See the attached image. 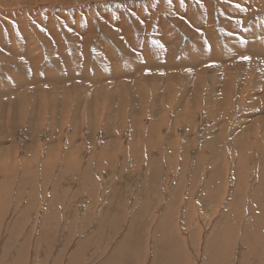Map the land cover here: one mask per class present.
<instances>
[{
  "label": "rangeland",
  "instance_id": "rangeland-1",
  "mask_svg": "<svg viewBox=\"0 0 264 264\" xmlns=\"http://www.w3.org/2000/svg\"><path fill=\"white\" fill-rule=\"evenodd\" d=\"M147 1L0 0V23L6 22L0 26V36L9 46L7 49L0 44L2 56L18 58L30 65L25 54L27 50L24 49L23 52L21 48L22 45L25 47L27 39L20 41L17 32L9 30L7 26L11 20L4 15L11 13L12 9L21 10L22 24L35 37L34 26L46 33L54 50L53 55L60 61H63L59 54L60 47L49 27L56 25V35L63 32L60 37L69 54L74 39L67 38L64 34L66 30L83 28L89 22V28L95 32L87 53L81 47L80 56L76 59L71 57L70 64L65 61L66 63H58L57 66L52 63V56L47 53L44 42L38 44V40H30L34 43V49L38 46L40 48L33 55L37 56L35 63L40 62L42 70L49 69L54 78H59V74L63 87H73L72 82L79 85L83 83L90 88L86 90L91 91L87 95L79 89L75 92L68 88L65 99L66 94L61 95L63 90L50 81L53 77L43 71L38 78L49 79V82L43 83H50L52 88L57 87L60 90L57 96L45 91L40 96L38 89L27 94L26 99H18L17 94L6 95L7 85L12 81L6 70L10 68L17 74L22 71L20 67L16 69L15 63L0 61V264H264V126L261 128V123L264 125V104L260 101L262 109L259 105L260 108L250 109L246 115H241L246 108L243 104L239 105L243 100L240 93L242 87L246 92L250 86L245 104L252 103L251 95L260 93V90H256L260 88L253 86H261L255 75H259L260 71L249 67L239 69L242 79L248 73H256L253 78H249L250 75L245 77L244 81H250V84H236L239 87L236 88L238 93L235 98H231L234 104L230 105L233 110L230 109L229 114V109L226 112L223 108L226 107L225 102L219 108L214 105L217 98L224 95L222 86L228 80L226 74L235 69L230 66L237 62L238 55H234L236 52L224 49L228 41L227 34L232 31L237 39L239 35L247 37L248 29L256 23L264 24V0H236L237 4H228L227 0H200L207 10L203 16L206 33L211 35L210 41L216 40L222 46L224 52H221L222 55L218 54L222 60L215 55V47L210 54L209 48L200 45L201 48L195 43L192 34L175 26L176 23L169 18H166L165 24L174 32L176 40L164 39L167 46H162V39L159 38L161 40L158 41L152 31L151 26L156 23L149 24L147 20H143L142 23H146H143V27L142 23H134L132 20L131 10L141 6L147 8ZM218 1L232 15L228 13L221 16ZM165 2L158 1L161 10L167 8L168 3ZM179 5L181 10L187 9L186 13H197L198 3L195 0H180ZM235 5L244 6H239L240 9ZM209 7L212 8L211 12ZM247 10L248 13L251 12L248 18ZM36 11L41 15L34 14ZM99 13L109 14L114 18L112 13L118 16L122 13L125 20L123 26L128 27L125 28V33L129 35L128 30L134 33L135 41L140 46V49L136 48L134 51L140 50V53L127 54L122 51L117 38L101 27ZM237 14L239 20L229 17ZM76 15L80 16L81 24ZM208 27H211L216 37L212 36ZM252 36L253 40L262 41L261 36L255 35V32ZM102 38L111 47L107 55L113 59V62L110 60L111 64H96L98 56L96 52L94 54V48ZM237 39L231 42L235 47L240 42L243 45L246 43ZM84 40L85 38H81L79 42L85 43ZM142 43L144 47L141 48ZM172 43L178 44L174 48L175 52L171 48ZM245 45L250 46L248 42ZM242 46L238 45L240 55L245 53L248 56L255 48L251 45L250 48H245L249 51L245 52L243 49L245 51L242 52ZM29 47L28 45L26 48ZM41 52L43 57L39 56ZM158 54L164 56L160 58ZM196 56L203 57L204 63L205 60L209 62L199 65L193 60ZM188 59L191 61L190 67L184 66L189 64ZM216 61L221 70L216 69L215 76L211 72H206L204 76L205 80L207 76L212 78L213 75L214 81L222 83H214L210 79L211 94L208 93L210 87L206 89L203 86L193 95H184V91L190 88L189 85L199 83L202 77H189L187 83L183 81L175 89L169 85L163 86L164 84L158 88L151 79L141 80L146 78L143 76L150 77L151 74L152 77L166 79L167 69L171 65L182 68L184 72L194 71L195 75L207 65L216 64ZM253 61H260L259 67L263 69L264 61ZM224 63L225 66L222 65ZM90 64L96 67L93 68ZM226 67L231 69L227 72ZM144 68L145 71L149 70L146 75L142 73ZM163 68L166 69L164 74L160 73ZM154 71L159 75H155ZM70 74L72 78L77 77L79 80L75 78L74 81H65L70 79ZM124 74H132L133 78L126 76L127 78L123 77L117 82L120 75ZM95 76L103 77L98 80ZM116 76L120 77L114 79ZM34 77L33 75V80L37 79ZM192 79H196L195 83ZM95 80L98 82L95 83ZM103 81V84L121 83L122 86L100 91L99 84ZM192 89L195 88L191 87L189 90ZM225 98L228 96L224 95L223 100ZM173 104H179V107L175 109ZM187 111L192 113L186 116ZM232 112L237 116L230 119ZM190 115L192 118L189 119ZM104 125H109L105 127L108 131L102 128ZM233 126L235 131L232 130ZM226 127L230 133L225 132ZM51 131L58 132L57 136L59 134L54 142L46 139ZM41 132L44 133L42 143L46 145L47 157L42 156L43 151L39 154L35 141L28 142L27 149L21 147L26 145L25 135L32 138L34 134ZM240 139L245 142L244 145H240ZM70 145L72 153L68 155L69 151H66ZM36 153L39 154V161L35 158ZM24 156H28L29 162L17 171V165L22 163L21 158ZM15 157L21 162L15 160ZM46 160L49 164L45 163ZM254 190L259 191V196L249 216V203L248 200L245 201V197ZM247 218L251 219L250 223L246 222ZM179 244L181 245L178 246ZM177 249L185 254L186 260L183 258V263L176 253Z\"/></svg>",
  "mask_w": 264,
  "mask_h": 264
},
{
  "label": "bare ground",
  "instance_id": "bare-ground-1",
  "mask_svg": "<svg viewBox=\"0 0 264 264\" xmlns=\"http://www.w3.org/2000/svg\"><path fill=\"white\" fill-rule=\"evenodd\" d=\"M158 1L160 2H167L168 4V6H167V8L165 7V9H163V10H161L160 9V5L158 4ZM180 1V0H179ZM179 1H177L176 2V0H148L147 1V8H144V6H141V7H139V8H135V9H133V10H131V13H132V20H133V22L134 23H142V21L143 20H145V22H146V20L148 21V23L150 22H153V23H156L154 26H151L152 27V31L154 32H152L153 34H154V37L156 38V39H159V38H161V39H159L158 41H162V44H164V39H166V41H167V38H171L173 41L174 40H176L175 38H174V32L172 31V30H170L167 26H166V22H165V20H166V18H169L170 19V21H172V22H174V23H176L175 24V26L177 25V26H179L182 30H186V31H188L190 34H192L193 36H194V40H195V43L196 44H199V46L200 45H203V46H205V47H207V48H209L210 50H209V52H210V54H211V52H213V47H215L216 48V50L214 49V51H215V55H218V54H220V55H222L221 54V52L223 51V48H222V46L220 45V44H218V43H216V40H213L212 41V39H211V41H210V37H211V35L209 36V35H207V33H206V26H205V24H206V22H205V19L203 18V16H204V13H205V7L203 6V4L201 3V1L200 0H195V1H197V3H198V7H197V13H195V11H191L190 13H186V8H185V11L184 10H181V8H180V5H179ZM182 1H185V0H182ZM187 1V0H186ZM228 1V4H237V2H236V0H227ZM242 1V0H241ZM241 1H239V3L241 4ZM245 1V0H244ZM257 1V0H256ZM165 2V3H166ZM261 2H262V0H261ZM264 2V1H263ZM218 3H219V7H218V9H219V14H221V16H223V15H227L228 13H230V11H229V9H225V7H224V5L221 3V2H219L218 1ZM243 3V2H242ZM248 3V2H247ZM258 3V2H257ZM260 3V2H259ZM148 5H149V7H148ZM166 6V5H165ZM208 6V5H207ZM206 6V7H207ZM235 6H237V7H239L238 5H235ZM234 6V7H235ZM242 6V5H241ZM240 6V7H241ZM244 6V5H243ZM242 6V7H243ZM211 7H213V4L211 3ZM230 7V6H229ZM239 7V8H240ZM246 7V6H245ZM244 7V8H245ZM256 8H258V5H256L255 6ZM255 8V9H256ZM211 9L212 8H210L209 7V12H211ZM241 9V8H240ZM233 10V8L231 9V11ZM239 10V9H238ZM207 11V10H206ZM38 11H36V12H34V14H38L37 13ZM40 13V12H39ZM208 13V12H207ZM246 13H247V16H246V18H248V16H250L251 15V12L250 13H248V10L246 11ZM255 13V12H254ZM12 14H15L16 16H13ZM111 14V13H110ZM112 14H114V16H115V18L112 16V15H107V14H103V13H99V18H98V20H99V22L101 23L100 25H101V27L107 32V33H109V34H111V35H113L114 37H116L117 38V41H118V45L120 46V48H121V50L123 51H125L127 54H130V53H134V54H137V53H140V50H138V51H134V49H136V48H138V47H140V46H138L139 44H138V42H136L135 41V37H134V33L132 32V31H129L128 30V33H129V35H126V33H125V28L127 27H124L123 25L125 24L124 22H123V18H122V13H119V16L117 15V14H115V13H112ZM210 14V13H209ZM231 14V13H230ZM240 14V13H239ZM253 14V13H252ZM38 15H41V14H38ZM215 15V14H214ZM232 15V14H231ZM229 16V17H231V18H235L236 20H239V17H238V14L237 15H234V16ZM244 15V14H243ZM4 16H7L8 18H9V20H11L10 22H8V24H7V26L9 27L8 29L9 30H15L16 32H17V36L19 37V39H20V41H22V42H24L26 39H27V45L26 44H24L25 45V47L22 45V47L21 48H23V52L25 51V50H27L26 51V58H28V60L30 61V65L27 63V62H25V61H23V60H18V58H11V57H9V56H2L1 54H0V61H5L6 63H15L16 64V69L18 68L19 69V67L21 68V70L20 71H22L21 73H19V74H17L16 72H13L12 70H10V68H9V70H6L5 68V70H6V72H7V74H9L11 77H12V81L7 85V90H8V93H5L6 95H8V94H13V95H16V96H18L17 98L18 99H26L27 98V94H29V93H32V91H34V90H36L37 91V89H38V91H39V94H40V96H42V94L44 93V91H45V93H47V92H50L53 96H57V94H58V92L60 91L57 87L59 86L62 90H63V92H61V95L63 94V96L66 94V96L64 97L65 99L67 98V95H68V92H69V89H71V90H73V91H77V89H79V90H81L83 93H85V95H87V93H90L91 91H86V90H90V88L88 87V86H86V85H84L83 83H82V85H79V84H77V83H75V82H72V86L73 87H66V86H64L63 87V84H62V80L60 79V75L58 74V76L57 77H59V78H54L53 76H51L50 74V70L49 69H43L42 70V65L40 64V62L39 63H35V60H36V58H37V56L35 57L33 54H34V52L36 51V50H38V49H40L39 48V46L36 48V49H34L33 48V44L34 43H31L30 42V40H32V39H36V42H38L39 41V43L38 44H41L42 42H44L45 43V45H46V47H47V53L49 54V55H51L52 56V63L53 64H55V66H57L58 65V63H64L65 61L67 62V64H70L71 62H72V59H71V57H73L74 59H76V57L77 56H80V48L82 47V48H84V51L87 53V50H88V46L90 45V42H91V38L93 37V35L95 34V32L92 30V28H89V22L88 23H86V25L85 26H82L83 28H73V29H71V30H66V32L64 33V34H66L67 35V38L69 39V38H73L74 40H72L73 41V43L71 42V46H72V48H71V51H70V54L68 53V51H67V49L65 48V46H64V44L62 43V40H61V35H62V33L63 32H59L58 33V35H56L57 33L55 32L56 31V25H54L53 27H49V31H50V33L52 34V36L55 38V40H56V44L60 47V55L62 56V57H60L63 61H60L59 60V58L58 57H56V56H54L53 54H54V50H53V48L51 47V44H50V42H49V40L47 39V36H46V33L44 32V31H40V29H38L36 26H34V28H35V30H34V33H35V35H36V37L32 34V33H30L29 31H28V29H26V26L24 25V24H22V20H21V16H23V15H21V10H16V9H12L11 10V13H9V14H7V15H4ZM35 16V15H34ZM216 16V15H215ZM237 16V17H236ZM220 17V16H219ZM224 17V16H223ZM222 17V18H223ZM38 18H40V16H38ZM76 18H77V20L80 22V20H81V18H80V16L79 15H76ZM212 19V18H211ZM243 20H245L244 18H242ZM33 20V19H32ZM115 21V22H114ZM125 21V20H124ZM206 21H208V20H206ZM216 22V21H215ZM244 22V21H243ZM3 23H6V22H2V23H0V26H1V24H3ZM49 23V22H48ZM82 22H80V24H81ZM119 23V24H118ZM144 23V22H143ZM142 23V26L144 27V24H146V23H144L143 24ZM149 23V24H150ZM210 23V22H209ZM217 23V22H216ZM230 23V22H229ZM260 23V22H259ZM16 24V25H15ZM127 25V24H126ZM138 25V24H137ZM140 25V24H139ZM152 25V24H151ZM215 25V24H214ZM225 25V24H224ZM141 26V25H140ZM147 26V25H146ZM145 26V27H146ZM249 26V25H248ZM247 26V27H248ZM251 26H252V24H251ZM131 27V26H130ZM151 27H149V29L151 28ZM216 27V26H215ZM230 27V26H229ZM245 27V26H244ZM131 28H133V27H131ZM142 28V27H141ZM211 28V27H210ZM209 27H208V29H210ZM225 28V27H224ZM250 28V27H249ZM47 29H48V27H47ZM127 29H128V27H127ZM144 29V28H143ZM148 29V30H149ZM179 29V28H178ZM8 30V31H9ZM211 30V29H210ZM240 30H242V29H240ZM249 31L246 33L247 34V37H245V35H239L238 36V39H237V37L235 36H233V33H232V31L231 32H229L227 35H228V41H227V44H226V47L224 48L226 51L227 50H229V51H234V53L236 52V54H234V55H238L236 58H237V62H234L233 63V59L231 60L232 61V65L230 66V67H232V68H235L233 71H230L229 73H227L226 74V79H228V80H226V82L224 83L223 82V80H222V82H223V84H224V86H222L223 87V91H222V94H224L225 96L227 95L228 96V98H225L224 100H223V98H224V95L222 96L221 95V97H219V98H217V101L215 102V106L217 107V108H219L221 105L223 106V104L224 103H222V102H225V106L226 107H224L223 106V108L225 109V111L227 112L228 111V109H229V111L227 112V114H229V112H230V109H232V108H230V105L231 104H234V102L232 101V99L231 98H235L236 97V93H238V89H236V88H239V87H237L238 85H236L237 83L239 84V82H240V84L241 85H243V84H250L251 82L250 81H247V82H245L244 81V79H245V77H247L248 75H250L251 77H249V78H253V76H254V74L256 73H254V74H252V73H248V72H246V73H248V75H246L245 77H244V79H242V75H240V70L239 69H241V68H243V67H245V69H246V67L248 68H254V69H257V70H259L260 71V73H259V75H257V74H255L256 75V78H257V80H258V82H259V84L261 85V86H258V84H255V85H253L255 88H260V89H256V90H260V93H262V95L259 93H257V94H255V95H251V101H252V103L251 104H245L246 102H247V99H248V95H247V93H248V91L250 90V86H248L247 87V91L245 92V91H243V87L241 88V91H240V93H241V95L243 96V100H241L240 101V103H239V105H242L243 104V106H244V108H246L245 110H244V112H242V114L241 115H246V114H248V111L250 110V109H253V108H260V101H263V103H262V105L264 104V80H263V82L261 83V81H262V79H264V71H263V69H264V66H262L263 67V69H260V67H259V65H260V61H253V59H258V60H261L262 62L264 61V24H262V23H260V24H255L254 26H252L250 29H248ZM150 31V30H149ZM185 31V32H186ZM226 31H228V30H226ZM234 31H235V28H234ZM145 32H146V29H145ZM144 32V33H145ZM176 32V31H175ZM207 32H209L208 30H207ZM237 32H238V28H237ZM242 32V31H241ZM254 32H255V35H260L261 36V42H257L255 39L253 40V36L252 35H254ZM211 33H212V36H215V35H213V32H212V30H211ZM63 34V35H64ZM140 34V33H139ZM86 35V36H85ZM236 35V34H235ZM238 35V34H237ZM16 36V39H18V37ZM147 37V36H146ZM151 38L153 37V36H150ZM153 37V38H154ZM192 37V36H191ZM216 37V36H215ZM242 37H244V38H242ZM30 38V39H29ZM32 38V39H31ZM83 39V38H85V43H80L79 42V40L80 39ZM149 38V37H148ZM155 38H154V40L153 41H156L155 40ZM179 38V37H178ZM218 38V37H217ZM240 38L241 39H243V40H240ZM256 38V37H255ZM28 39H29V42H28ZM170 39V40H171ZM216 39V38H215ZM235 39H237V40H239V41H246V43L248 42V44H250V46L252 45H254L253 47H255L254 49H253V51H250V52H252V53H248V56L247 55H245V53H242L241 55H240V53L238 52L239 50H241L240 48H238V45H240L241 44V46L243 45V43L242 42H240L238 45H237V47H235L231 42L233 41V40H235ZM13 40V39H12ZM14 40H15V38H14ZM38 40V41H37ZM16 41V40H15ZM116 41V40H115ZM215 41V42H214ZM236 41V40H235ZM19 42V41H18ZM17 42V43H18ZM145 42V41H144ZM143 42V43H144ZM169 42V41H168ZM179 42V41H178ZM142 43V45L143 46H141V48L142 47H144V44ZM147 43V42H146ZM157 43V42H156ZM161 43V42H160ZM176 43V42H175ZM245 43V44H246ZM0 44H2L5 48H9V46H8V44H5L4 43V41H3V37L2 36H0ZM159 44V43H158ZM157 44V45H158ZM243 45L244 46V48H242V52L243 51H245L246 49H248V48H250V46H246V45ZM28 45L30 46L29 47V49H27L26 47H28ZM148 45V44H147ZM157 45H156V47H157ZM172 46H171V48H173V50H174V48L176 49L177 48V45L178 44H174V43H172L171 44ZM223 45V44H222ZM225 45V44H224ZM11 46V45H10ZM20 46H21V44H20ZM162 46H167L166 44H164V45H162ZM192 46H194V45H192ZM11 47H13V46H11ZM160 47V46H159ZM201 47V46H200ZM224 47V46H223ZM248 47V48H247ZM252 47V48H253ZM14 48V47H13ZM41 48H42V50H43V52H44V48L42 47V45H41ZM58 48V47H57ZM146 48H148V47H146ZM158 48V47H157ZM164 48V47H163ZM166 48V47H165ZM202 48V47H201ZM246 48V49H245ZM251 48V49H252ZM12 48H10V50H11ZM25 49V50H24ZM95 51H94V54H95V52H96V54H97V56H98V61L96 62V64H100V62H103L104 63V65L106 64V63H112L113 62V59H111V58H109L107 55L109 54V52L111 51V47H110V45H108V43H106V42H104L103 41V38H102V40H99L96 44H95ZM133 49V50H132ZM138 49H140V48H138ZM243 49H245V50H243ZM250 49V50H251ZM59 50V49H58ZM144 50V49H143ZM152 50H154V49H152ZM158 51H159V49H157ZM164 50V49H163ZM195 50H197V49H195ZM199 50H201V49H199ZM12 51V50H11ZM147 51V50H146ZM198 51V50H197ZM247 51H249V50H246L245 52H247ZM89 52V51H88ZM174 52H175V50H174ZM173 52V53H174ZM186 52V51H185ZM189 52V51H188ZM203 52V51H202ZM208 52V53H209ZM224 52V51H223ZM228 52V51H227ZM143 53H145V51L143 52ZM148 53V52H147ZM230 53V52H229ZM45 54V53H44ZM156 54V53H155ZM165 54H169V53H166L165 52ZM184 54V53H183ZM200 54H201V52H200ZM199 54V55H200ZM227 54V53H226ZM231 54V53H230ZM247 54V53H246ZM55 55H56V53H55ZM150 55H151V53H150ZM159 55V54H158ZM158 55H156V56H158ZM186 55H187V52H186ZM205 55V54H204ZM212 55H213V53H212ZM220 55H218V56H220ZM39 56H41V57H43L44 55H43V53L41 52L40 54H39ZM58 56V55H57ZM96 56V55H95ZM110 56H112L111 55V53H110ZM114 56H116V54L114 55ZM142 56H145V55H142ZM147 56H148V54H147ZM164 56V55H163ZM163 56H161V55H159V57L161 58V57H163ZM181 56V55H180ZM188 56H189V54H188ZM187 56V57H188ZM224 56V55H223ZM231 56H233V55H231ZM113 57V56H112ZM118 57V56H117ZM138 57V56H137ZM178 57V56H177ZM184 57V56H183ZM234 57V56H233ZM247 57V58H246ZM25 58V57H24ZM79 58V57H78ZM116 58V57H115ZM147 58V57H146ZM156 58V57H155ZM203 58V57H202ZM202 58H200V57H198V56H196L195 58H193V60L194 61H196L197 63H199V65H201L202 63H204V61H203V59ZM205 58H208V57H205ZM220 58H221V56H220ZM219 58V59H220ZM229 58V57H228ZM235 58V59H236ZM73 59V60H74ZM97 59V58H96ZM143 59H144V57H143ZM164 59V58H163ZM162 59V60H163ZM231 59V58H230ZM110 60L112 61V62H110ZM115 60V59H114ZM120 60V59H119ZM118 60V61H119ZM123 60H124V58H123ZM139 60H141V59H139ZM174 60V59H173ZM177 60V59H176ZM175 60V61H176ZM221 60H222V58H221ZM115 61H117V60H115ZM128 61H130V60H128ZM206 61L207 62H209V60H205V63H206ZM224 61V60H223ZM228 61V60H227ZM230 61V62H231ZM65 62V63H66ZM77 62V61H76ZM137 62V61H136ZM135 62V63H136ZM141 62H142V60H141ZM154 62H157V61H154ZM158 62H159V60H158ZM162 62V61H161ZM167 62V61H166ZM188 62H189V64H185L184 66H189L190 67V62L191 61H189V59H188ZM210 62H212V61H210ZM225 62V61H224ZM229 62V61H228ZM6 63H4V64H6ZM92 63V62H91ZM115 63V62H114ZM113 63V64H114ZM116 63H118V64H120V62H116ZM131 63H132V61H131ZM135 63H133V64H135ZM180 63H181V61H180ZM204 63V64H205ZM220 63H223V62H220ZM84 64V63H83ZM95 64V63H94ZM123 64V63H122ZM132 64V65H133ZM137 64V63H136ZM166 64V63H165ZM165 64H163V66L165 65ZM192 64V63H191ZM263 64V63H262ZM80 65V64H79ZM124 65V64H123ZM162 65V63H160V65L159 66H161ZM167 65V64H166ZM218 65V61H216V64L215 63H212V64H209V65H207V67L206 68H202V69H200L201 71H199V72H197L195 75H193L194 74V71H193V73H191V72H184V70H182V68L181 69H178L176 66H173V65H171V67H168V71L166 72L165 70H164V68L162 69V71L160 72V73H163L164 74V72L163 71H165L168 75L166 76V79H158L157 77H152V74H151V76L150 77H147V76H143V77H146V78H142L141 80L143 81V79H151V80H153V81H155V85H157L158 86V88H160V87H162V85L163 86H167V85H169V87L170 88H172V89H175V87L176 86H179L180 87V83H182L183 81H185V83H187V78H189V77H196L197 79L200 77H202V79L200 80V82L199 83H195L194 81L196 80V79H192V81L195 83V84H191V85H189V87L191 88V87H193V88H195V89H192V91L191 90H189V89H186V91H184L185 93H184V95H193V93L195 92V91H199L200 90V88L199 87H205L206 89H208V86H209V80L211 79L214 83H220L219 81H214V79H215V75H217V73H215L216 71V69H220L221 70V66H217ZM221 65V64H220ZM222 65H224L225 66V63L224 64H222ZM4 66V65H3ZM90 66H93V68L94 67H96V65L94 66L93 64H90ZM98 66V65H97ZM114 66V65H113ZM120 66V65H119ZM135 66V65H134ZM137 66H138V64H137ZM136 66V67H137ZM140 66V65H139ZM142 66V65H141ZM31 67V68H30ZM98 67H101V65H99ZM118 67V66H117ZM135 67V68H136ZM147 67V66H146ZM192 67V66H191ZM227 68V72L231 69V68ZM57 68V67H56ZM141 68V67H140ZM160 68V67H159ZM186 68V67H185ZM147 69H149V68H147ZM152 69V68H151ZM158 69V68H157ZM191 69H194V68H191ZM254 69H251V70H254ZM80 70H82V68L80 69ZM135 70V69H134ZM137 70V69H136ZM153 70H154V68H153ZM195 70V69H194ZM224 70H225V67H224ZM44 72L45 74L47 73V75H50V77H53V78H51V82H52V84H54V85H56L57 87L56 88H52V85L49 83V84H44L43 82H49L48 80V78L46 77V79H48V80H40L38 77H39V74L41 75V72ZM65 71V70H64ZM146 71H149V70H146ZM146 71H145V68H144V70L142 69V73L144 74V75H146ZM159 71V70H158ZM172 71H174V72H172ZM215 71V72H214ZM242 71V70H241ZM244 71V70H243ZM246 71H248V70H246ZM138 72H140V71H138ZM137 72V73H138ZM155 72V71H154ZM207 72V74H209L210 72L214 75H212V78H209L208 76V78L206 77L205 78V80H204V76H205V73ZM218 72V71H217ZM220 72V71H219ZM222 72V71H221ZM220 72V73H221ZM142 73H140L141 75H142ZM224 73V72H223ZM222 73V74H223ZM225 73H226V71H225ZM29 74H31V77L29 76ZM80 74V73H79ZM139 74V75H140ZM148 74V73H147ZM156 74H158V73H156L155 72V75ZM221 74V75H222ZM252 74V75H251ZM35 76L37 79H34L33 80V78H32V76ZM83 75V74H82ZM131 75L132 74H124V75H120L121 76V78H119L118 80H117V82L118 81H120L123 77H126V76H128V77H130L131 79L133 78V77H131ZM159 75V74H158ZM157 75V76H158ZM170 75V76H169ZM203 75V76H202ZM221 75L219 76V78L221 77ZM120 76H116L114 79H117V77H120ZM133 76V75H132ZM223 76H224V74H223ZM222 76V77H223ZM34 77V78H35ZM42 77H44V76H42ZM65 77H67V76H65ZM70 79H65V81H70V80H72V81H74L75 80V78H77V77H74V78H72L71 77V74H70ZM101 77H103V76H95L94 78L95 79H98V80H100L101 79ZM152 77V78H151ZM225 77V76H224ZM223 77V78H224ZM83 78V77H82ZM93 78V79H94ZM127 78V77H126ZM130 78H129V81H130ZM141 78V77H140ZM199 78V79H200ZM57 79V80H56ZM78 79V78H77ZM85 79V77L83 78V80ZM88 79V78H87ZM242 79V80H241ZM79 80V79H78ZM102 80H104V78L102 79ZM101 80V81H102ZM109 80H111V79H109ZM128 80V79H127ZM220 80H221V78H220ZM61 81V82H60ZM63 82V83H66V82ZM86 82L88 81L89 82V80H85ZM166 83H165V82ZM252 81V80H251ZM85 82V83H86ZM96 82H98V81H96L95 80V83ZM116 82V83H117ZM191 82V81H190ZM55 83H58V84H55ZM104 83V81L102 82V84H99V83H97V84H99L101 87H100V91H106V90H109V89H113L115 86H117V85H119V86H122V84L121 83H119V84H117V85H109L108 83H105V84H103ZM192 83V82H191ZM26 84H28L29 86L27 87L26 86ZM60 84V85H59ZM62 84V85H61ZM90 84V83H89ZM92 84V83H91ZM107 84V85H106ZM220 84H222V83H220ZM219 84V85H220ZM27 88H26V87ZM210 87V86H209ZM215 87H216V85H215ZM69 88V89H68ZM185 88V87H184ZM188 88V87H187ZM204 88V89H205ZM40 89L41 90H43V91H40ZM165 89V88H164ZM182 89V88H181ZM161 90H163L162 88H161ZM255 90V89H254ZM255 90V91H256ZM17 91V92H16ZM36 91H34V92H36ZM208 91V90H207ZM225 91H227V92H225ZM263 91V92H262ZM78 94H79V92H77ZM81 93V92H80ZM208 93L209 94H211L212 93V88L210 87V91H208ZM37 94V93H36ZM251 94V93H250ZM82 95V94H81ZM89 95V94H88ZM134 95V94H133ZM235 95V96H234ZM15 96V97H16ZM159 96V95H158ZM148 97V95L146 96V98ZM4 100V99H3ZM16 100V99H15ZM38 100V99H37ZM10 101V100H9ZM12 101H14V100H12ZM17 101V100H16ZM156 101V100H155ZM154 101V102H155ZM160 101V100H159ZM249 101H250V98H249ZM20 102V101H19ZM22 102V101H21ZM24 103V102H23ZM158 103H160V102H158ZM163 103H164V101H163ZM13 104V103H12ZM16 104H18V102L16 103ZM45 104V103H44ZM155 104V103H154ZM228 104V105H227ZM260 105V106H259ZM33 106V105H32ZM169 106V105H168ZM259 106V107H258ZM264 106V105H263ZM49 107V106H48ZM173 107H175V109L176 108H178L179 107V104H173ZM35 108V107H34ZM42 108H43V106H42ZM29 109V108H28ZM36 109V108H35ZM44 109V108H43ZM172 109V108H171ZM170 109V110H171ZM242 109V108H241ZM261 109H262V106H261ZM46 110V109H45ZM173 110V109H172ZM233 110V109H232ZM257 110V109H256ZM263 111H264V108L262 109ZM37 111V110H36ZM39 111H41V110H39ZM235 111V110H234ZM174 112V111H173ZM172 112V113H173ZM236 112V111H235ZM190 113H192V112H190V111H187V112H185V114H186V116L188 115V114H190ZM250 114V113H249ZM251 115V114H250ZM39 116H40V114H39ZM38 116V117H39ZM223 117H224V114L222 115ZM237 116V115H236ZM235 116V114L232 112V113H230V119H232V118H234V117H236ZM46 117V116H45ZM43 118V117H42ZM189 119L190 118H192L191 117V115H190V117H188ZM44 119V118H43ZM189 119H187V120H189ZM187 120H185V121H187ZM263 120H264V117H263ZM230 123V122H229ZM7 124V123H6ZM65 124H67V122L65 123ZM68 125V124H67ZM261 128L264 126L262 123H261ZM7 126V125H6ZM66 126V125H65ZM107 126H109V125H104L102 128L103 129H105L106 131H108L105 127H107ZM229 127V126H228ZM228 127H226V129H225V132L226 133H228L229 132V130H228ZM12 128V127H11ZM99 128V127H98ZM15 129V128H14ZM74 129V128H73ZM198 129H200V128H198ZM232 130H234L235 131V126H233L232 127ZM12 131V130H11ZM14 131V130H13ZM118 131H120V130H118ZM32 132V131H31ZM70 132V131H69ZM1 134H2V132H0ZM57 133L58 132H56V131H51L50 133H48L47 134V138L46 139H48L50 142L52 141V142H54L55 140H57L58 138H59V134H58V136H57ZM86 133V132H85ZM230 133V132H229ZM19 134V133H18ZM32 135V134H31ZM100 135V134H99ZM230 135V134H229ZM11 136V135H10ZM10 136H8V137H10ZM101 136V135H100ZM44 137V133H39V134H34L33 136H32V138H31V136L29 137L28 135L26 136L25 135V139H26V145H23V146H21V147H26V149H27V147H28V145H29V143H32V142H36V144H35V148L37 147V150L38 151H40V153L39 154H41L42 153V151L44 152L43 153V155L42 156H45L46 155V157L48 156V152H46V154H45V149H47L45 146V143L43 144L42 143V141H43V138ZM64 138H65V136H64ZM14 140V139H13ZM235 140V139H234ZM16 141V140H15ZM14 141V142H15ZM19 141V140H18ZM71 141H72V139L70 140V143H71ZM240 141H242L241 139H240ZM29 142V143H28ZM64 143H65V141H63ZM146 142V141H145ZM18 143V142H17ZM21 143V142H20ZM87 143V142H86ZM66 144V143H65ZM245 144V142H241L240 143V145H244ZM178 145V144H177ZM34 146V145H33ZM144 146V145H143ZM150 146L151 145H149V149H150ZM173 146H175V145H173ZM71 148V145H70V147H69V150H67L66 152H68L69 154L68 155H70L71 153H72V151H70V150H72V149H70ZM22 149V148H21ZM29 150V149H28ZM105 150V149H104ZM164 150V149H163ZM162 150V151H163ZM16 151V150H15ZM18 151V150H17ZM108 151V150H107ZM132 151H133V149H132ZM132 151H131V153H132ZM173 151V150H172ZM134 153V152H133ZM26 154V153H25ZM39 154L37 155V153H36V157L35 158H37V161H39ZM17 156V158L19 157V155H16ZM42 156H41V159H43L42 158ZM65 156H67V155H65ZM134 156V155H133ZM27 157L28 156H24L23 158H21V160H22V163H19L17 166H19L18 167V170L17 171H20L21 170V168L22 167H25V165L27 164V162H29V159H28V161H27ZM248 157V156H247ZM16 157H15V160H18ZM58 159V158H57ZM21 160H18L19 162H21ZM24 160V161H23ZM246 160V159H245ZM57 163H58V161H56ZM59 162H60V160H59ZM246 163H247V161H245ZM255 162V161H254ZM45 163H47V164H49V161H47L46 160V162ZM264 164V163H263ZM41 165V162H40V164L38 165V167ZM231 165V164H230ZM242 165V164H241ZM58 166V165H57ZM244 166V165H243ZM40 168V167H39ZM242 168V167H241ZM236 169V168H235ZM13 170V169H12ZM11 170V172H13ZM40 170V169H39ZM6 172H7V170H6ZM18 175H19V173H18ZM11 176V175H10ZM258 196H259V191H256V190H254L253 192H252V194H250V195H248V196H246L245 197V201H247L248 200V203H249V206H248V215L250 216V214H251V209H253V207L255 206L254 204H255V202H256V200L258 199ZM244 208V207H243ZM245 209V208H244ZM257 210H259V209H257ZM245 211H246V209H245ZM245 211L243 212V213H245ZM254 212H256V209L254 210ZM242 213V214H243ZM247 215V214H246ZM254 215V214H253ZM256 215H258V214H256ZM255 216V215H254ZM242 218V217H241ZM260 218V217H259ZM244 219H246V217L244 218ZM248 220H246V222H248V223H250V218H247ZM263 221V220H262ZM165 225V224H164ZM178 225H180V224H178ZM248 225V224H247ZM176 228H177V225H176ZM261 228V227H260ZM180 230H182L181 228H180ZM250 230L251 229H249V231L248 232H250ZM258 230V229H257ZM261 230V229H260ZM263 230V229H262ZM176 233V232H175ZM174 233V234H175ZM259 233V232H258ZM174 234H173V236H174ZM242 234V233H241ZM255 234V233H254ZM176 235H177V233H176ZM175 235V236H176ZM179 236V235H178ZM246 236V235H245ZM249 237H250V235H248ZM251 236H252V234H251ZM262 236V235H261ZM247 237V236H246ZM248 238V237H247ZM251 238V237H250ZM249 238V239H250ZM259 238V237H258ZM264 238V237H263ZM248 239V240H249ZM253 239V238H252ZM257 239V238H256ZM260 239V238H259ZM262 239V238H261ZM177 240V239H176ZM262 240H264V239H262ZM261 240V241H262ZM247 241V240H246ZM178 242V241H177ZM244 242H245V240H244ZM181 244H179L178 246H180ZM176 250V249H175ZM244 251V250H243ZM150 253V252H149ZM176 253L177 254H179V257H180V262L181 263H183V261H185L186 260V258H185V254L183 253V251L182 250H180V249H177V251H176ZM185 260H184V259Z\"/></svg>",
  "mask_w": 264,
  "mask_h": 264
},
{
  "label": "snow or ice",
  "instance_id": "snow-or-ice-1",
  "mask_svg": "<svg viewBox=\"0 0 264 264\" xmlns=\"http://www.w3.org/2000/svg\"><path fill=\"white\" fill-rule=\"evenodd\" d=\"M247 58V57H246Z\"/></svg>",
  "mask_w": 264,
  "mask_h": 264
}]
</instances>
